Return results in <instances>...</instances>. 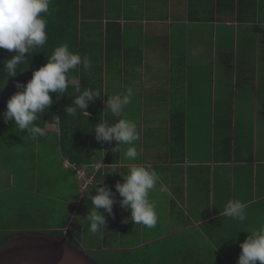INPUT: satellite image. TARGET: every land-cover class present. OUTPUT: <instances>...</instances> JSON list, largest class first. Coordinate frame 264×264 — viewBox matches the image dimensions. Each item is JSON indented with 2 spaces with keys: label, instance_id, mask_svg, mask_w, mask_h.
I'll return each mask as SVG.
<instances>
[{
  "label": "crops",
  "instance_id": "crops-1",
  "mask_svg": "<svg viewBox=\"0 0 264 264\" xmlns=\"http://www.w3.org/2000/svg\"><path fill=\"white\" fill-rule=\"evenodd\" d=\"M120 2L116 6L114 1L113 5L110 1L104 5L105 25L108 21L121 24L125 41L138 38L143 44L152 39V50L156 52L155 49L164 48L173 60L176 74L154 96L156 101L168 100L167 108H155L147 113L143 111L146 106L137 112L132 111L133 107L127 110L128 119L137 124L141 135L135 146L143 151L135 161L124 156L128 145L104 142L100 150H96L99 159L96 163L73 168V164L64 158L57 124L44 127L45 136L30 139L31 143L37 144L38 151L29 174L25 176L28 183H36V188L26 194L27 202L12 212L23 220L26 209L33 206L27 209L29 214L26 215L29 218L30 214L39 213L35 216V222H39L36 227L58 232L64 229L66 238L71 236L74 223L80 216L75 234L80 236L78 231L81 230L82 239L85 211L90 212L91 196L96 195L94 188L102 180L100 186L110 188L116 202L112 214L100 209L107 218V229L103 230L102 237L98 236L101 249L131 250L116 248L125 228L137 227L140 241L147 227L130 221V211L121 207L122 198L115 185L124 182L120 174H126L132 164H141L159 175L157 189L160 184L168 189L167 193H150V199L157 205L158 222L148 230L157 235L145 245H173L177 247L175 253L197 247L193 251L201 254L198 250L200 244L218 238H235L244 242L250 233L243 231L251 230L264 220V0H255L252 8L244 7L240 12L237 9L234 16L231 12L221 11L209 21L205 0H182L183 10L176 15L173 12L162 14L156 0L150 8L143 0L137 10L136 0ZM240 14L242 16L238 18ZM189 24H196V28H188ZM206 24L215 27L210 31ZM200 25L204 26L197 27ZM177 31L180 39L174 36ZM179 41L184 45L183 50L176 49ZM210 48L215 49L219 59L200 64L204 49ZM256 50L262 52V57H253ZM176 53L177 59L172 57ZM244 53L252 55L245 57ZM142 54L139 52L140 57ZM139 70L143 71L141 67ZM145 76H148L146 71ZM137 83L133 74V88ZM143 114L154 119L150 118L148 125L144 124L147 122H143ZM159 114L165 118L163 121L158 120ZM177 127L178 131L183 128L182 145L171 138L172 129ZM20 135L28 138L26 131H19L14 137L18 139ZM56 154L59 158L55 168L47 164L46 158ZM95 165L99 170L94 182L82 193L77 170L92 172ZM4 181L7 187L16 184L12 172L4 177ZM64 183L65 187H56ZM235 199L246 204L248 219L244 222L222 214L226 203ZM39 205L45 208L41 211L36 208ZM56 205L70 207L72 218L68 216L66 224L48 228L43 220L54 214ZM256 210L261 214L260 218L252 215ZM95 250L100 248L93 243L90 251Z\"/></svg>",
  "mask_w": 264,
  "mask_h": 264
},
{
  "label": "clouds",
  "instance_id": "clouds-1",
  "mask_svg": "<svg viewBox=\"0 0 264 264\" xmlns=\"http://www.w3.org/2000/svg\"><path fill=\"white\" fill-rule=\"evenodd\" d=\"M50 4L51 0H0V49L15 53L3 61V73L6 76L4 85L7 78L17 75L18 66L27 62L29 54L46 44L47 19L42 14L49 12ZM78 65L88 70L92 67V61L87 56L82 58L70 51L68 44L55 47L52 54L47 56L46 64L34 70L26 84L17 83L18 91L8 100L7 110L3 113L5 122H14L15 127L22 133L26 131L30 139L45 136L49 122H45V128H42L36 121L56 103L52 94H57L58 100L67 92L70 83L77 82L71 73ZM75 91L78 93L75 95V107H67L66 112L74 115L79 108L80 113L88 117L87 109L101 96V92L91 88L82 90L79 86H76ZM132 97L131 88L125 93L108 96L104 113L110 111L120 117L123 109L132 102ZM94 131L97 142L115 141L117 146L128 145L124 156L130 161L137 160L143 151L135 146L141 135L137 124L130 119L120 118L114 124L100 120L94 125ZM120 175L124 182H117L115 188L122 198L121 207L130 211V221L135 225L154 228L158 222L157 205L150 199V193H167V186L160 184L157 189L159 175L154 169L141 164H132L126 174ZM102 182L94 188L96 195L91 196V210L83 220L88 224L90 233L100 237L103 236V230L107 229V218L100 209L112 214L116 202L111 189L100 186ZM222 214L239 222L248 219L246 204L238 199L229 200ZM243 232L250 235L239 245L242 251L237 264H264V220Z\"/></svg>",
  "mask_w": 264,
  "mask_h": 264
},
{
  "label": "trees",
  "instance_id": "trees-1",
  "mask_svg": "<svg viewBox=\"0 0 264 264\" xmlns=\"http://www.w3.org/2000/svg\"><path fill=\"white\" fill-rule=\"evenodd\" d=\"M108 1L110 3L114 1L115 6L117 3H121L117 2V0H51L49 12L42 14L47 19L46 32L48 39L46 44L29 54L27 62L18 66L17 75L7 78L5 85L6 76L3 73V61L10 59L15 53L0 49V110L2 109L3 112L7 106L4 94L6 86L16 80H23V82L25 81L24 84H26L32 78L33 71L46 64L47 56L52 54L55 47L68 44L70 51L78 53L82 58L87 56L92 61V67L88 70H84L82 65H78L76 69L72 70L71 74L77 78V82L75 84L70 83L67 92L58 100L57 94H52L56 103L51 106L48 113L36 121L42 128L45 127V122L53 125L57 124L61 133L64 158L78 167L85 164H94L99 160L96 150H100L103 143L97 142L95 139L94 125L100 120L114 124L120 118L126 117L128 119L129 117L125 115V112L131 107L126 106L120 117L114 116L110 111L104 113L106 111L105 102L108 99V95L105 92V81L102 77L104 75V60H107V57H113V53H118L119 55L123 50L124 54L129 51L123 47L125 39L121 24L116 21H108L106 25L104 23L103 8ZM254 1L214 0V10L207 15V21H209L208 19L214 20L216 13L221 11L231 12L234 16L237 9L240 12L244 7L252 8ZM239 16L242 15H238V18ZM76 86H79L82 90L91 88L101 92V96L90 104L87 109L88 117L82 115L79 108H77V112L74 115H69L66 112L67 107H75V95H78L75 91ZM178 129V127L172 129L171 138L174 142H179L182 145L183 128H181V131H178ZM11 235L9 234L0 239V245ZM51 236L65 237V234L56 233ZM67 240L70 245L78 248V245L70 240L69 237ZM104 242H107V240L105 239ZM240 243V239L218 238L214 242L200 244V249L198 250L201 254L193 251L197 247H193V249L186 252L178 251L175 253L177 247L174 248L173 245H167L166 250L160 253L162 257L158 264H237L242 251L239 246ZM186 248L188 249V247ZM134 250L137 254L134 260L129 263L127 257L132 250L111 251L123 253L121 256L116 255L113 260L109 261V264H119V261L122 262L125 258L126 263L124 264H142L143 254L141 255L138 252L140 248ZM216 251L217 253H215ZM182 255L185 258H179ZM151 258H153V254L150 252L148 262L143 263L151 264ZM115 259L119 261H115Z\"/></svg>",
  "mask_w": 264,
  "mask_h": 264
},
{
  "label": "rangeland",
  "instance_id": "rangeland-1",
  "mask_svg": "<svg viewBox=\"0 0 264 264\" xmlns=\"http://www.w3.org/2000/svg\"><path fill=\"white\" fill-rule=\"evenodd\" d=\"M142 1L143 0H136L135 3L137 5L136 10L139 9ZM156 1L158 3V4L156 3L158 9L162 14L173 12L174 15H176L178 14V12L179 13L182 12L184 7L182 6V0H156ZM205 1H206V13L208 15L211 11L214 10V6H213L214 0H205ZM117 2H120V0L119 1L117 0ZM144 3L147 4L148 8L153 6V0H144ZM201 26L204 25H200L197 27H201ZM187 27L193 29L196 28V24H189V26ZM214 27L215 26H213L212 24L210 25L206 24L207 30L211 31L212 28ZM139 33H141V31ZM174 36L180 39L179 31L175 32ZM134 40L135 41H132L131 39H127L125 41V45L123 47L129 50L126 52V54H124V50H123L121 54L118 55V53L117 54L113 53V57H109V58L107 57V60L106 59L104 60V64H103L104 75L102 77L104 78L105 81V92L107 93L108 96H111L115 94L125 93L128 88H131L133 90V97H132V102L128 105V107L130 106L133 107L132 110L133 112H137V109L138 110L143 109L144 106H146V108H144L143 110L145 111V113H147L146 111H151L154 110L155 108L158 109L160 108L165 110L168 105V100L156 101L154 96H157L156 95L157 91H160L162 87H165L166 86L165 83L169 80V78L171 76L173 77L176 74V71L173 66V60H171L170 54L166 52L164 48H160V50H158L155 49V47H153L156 50V52L153 51L151 48L153 43L152 39L148 40L147 43L143 42V44L138 38ZM176 44H177V48H176L177 50L178 49L183 50L184 45L181 43V41L177 42ZM231 46L232 49H235L234 44H231ZM176 49H173L172 51H175ZM227 49L230 50L229 47H227ZM139 52L143 53L141 57L139 56ZM240 54L242 53L240 52ZM244 54L245 57H250L252 55V53L250 55L249 54L246 55V53ZM218 56L219 54L215 52V49L212 48H210L209 50L204 49V55H202L201 57L202 59L200 61V64L201 63L206 64L205 61L206 62L216 61L219 59ZM254 56H257L258 59V57H262V52L256 50V52H253V57ZM172 57L177 59L178 58L177 53L172 55ZM154 64L156 66H153ZM139 67H141L143 71H140ZM145 71L148 76H145ZM141 72H143L142 74L144 75L143 78L141 77ZM133 74H135L136 80L138 82L137 84H134L135 88H133L132 85ZM148 81H151L150 85L148 84ZM17 83L24 84L25 81L23 82V80H16L13 81L12 84L6 86L4 92L6 105L8 100L11 98V96L18 91L16 87ZM6 110H7V106L4 112L2 109L0 110L1 111L0 112V239H3L5 236L9 234L26 235L28 233L42 232L47 235H53L56 233H64L65 231L64 229L59 230L58 232V231L44 230L46 228L41 226L36 227L38 226L39 222H35V216H39V213L37 212L36 215L32 213L30 214L29 218H27L26 215L29 214L27 209H32L30 207L33 206H29L26 209L23 220H19L16 214L12 212V211H17L18 208H20L23 204H25L27 202L26 194L32 192L34 187L36 188V183L34 182L32 184L28 183L25 176L29 174V168H31L32 165L34 164L38 147L35 142L34 143L30 142L29 137L28 138L22 137L21 135L18 137V139L14 137V134L19 132L20 130L15 127L14 122H5L3 118V113H5ZM125 113H126L125 115H128L127 111ZM157 117L158 120L160 121H163V119H165L164 117L161 116V114H159V116ZM141 118L143 122H147L144 123L147 125L150 118L154 119V117L149 116V114H145V116L143 114V117ZM58 158H59L58 154L47 157L46 158L47 164L53 165L56 168L58 166V163L56 161ZM46 160L44 159L45 162ZM60 161L61 159H59V162ZM11 172L14 174L16 178V184H14V186L7 187L4 181V177L10 174ZM65 186L66 183L62 185L61 184L57 185L56 187L61 188ZM82 193L84 192L82 191ZM36 208L41 209L42 211V209L45 207L39 205V207ZM53 210H54V214L47 215L45 217L46 219L43 220V224L48 228H50L51 226H61L63 224H66L68 216L72 218L71 215L69 214V212L71 211L70 207H61V205L59 206L56 205L55 207H53ZM88 210H91V208L89 207ZM85 213L88 214L89 211H85ZM252 215L257 218L261 217V214L257 213V210L256 213H252ZM80 218H81L80 216L77 217L76 223H74L73 232L71 233V236L70 235L68 236L70 237V240L74 241L78 245L79 250L85 253V255L88 256L89 258L96 261L98 264H109V261L111 259L113 260L116 257V255L117 256L122 255L123 252L117 253V252L107 251L106 249H101L102 243L98 241L99 237L97 235H92L90 233L89 226L86 223H84L85 227L83 229L84 238L81 239V234H82L81 230L79 231L77 230L80 236H78V234L76 235L75 229L77 228L78 225H80L79 223ZM18 220L20 222H18ZM68 222H70V220H68ZM154 232L155 231L153 230L149 231L148 228L144 229V235L140 240L141 243L142 242L143 243L142 245H140L139 244L140 237L138 235L139 230L137 229V227L127 226L125 228V231L123 232V237L120 238L119 244L118 245L116 244V248L121 247L122 249L132 250L130 252L131 254L127 257L128 263L134 260V257L137 254V252H135V250L133 249L137 247L140 248V251L138 252H140L141 255L143 254L142 257L143 262H148L151 252L153 254V258H151L152 260L151 264H158L160 258L162 257V254L160 253L163 250H166L167 245H158V244L145 245L146 243H150V240L156 237L157 233ZM93 243L96 244L97 248H100L99 251L98 250L90 251V246L92 247ZM150 250H155V251H150ZM115 261H119V260L115 259ZM143 262L142 264H144ZM124 263H126V258L123 259L122 262L119 261V264H124ZM257 264H259V262H257Z\"/></svg>",
  "mask_w": 264,
  "mask_h": 264
},
{
  "label": "water",
  "instance_id": "water-1",
  "mask_svg": "<svg viewBox=\"0 0 264 264\" xmlns=\"http://www.w3.org/2000/svg\"><path fill=\"white\" fill-rule=\"evenodd\" d=\"M0 264H98L66 237L44 233L11 235L0 245Z\"/></svg>",
  "mask_w": 264,
  "mask_h": 264
},
{
  "label": "built area",
  "instance_id": "built-area-1",
  "mask_svg": "<svg viewBox=\"0 0 264 264\" xmlns=\"http://www.w3.org/2000/svg\"><path fill=\"white\" fill-rule=\"evenodd\" d=\"M71 167L77 168L76 165H72ZM92 172L86 170H77V178L79 181L80 188L83 192H85L94 182L95 173L99 170V166L95 165Z\"/></svg>",
  "mask_w": 264,
  "mask_h": 264
}]
</instances>
